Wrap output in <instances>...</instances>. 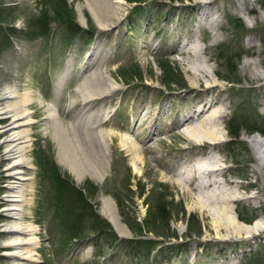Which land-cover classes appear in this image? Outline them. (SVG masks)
Returning a JSON list of instances; mask_svg holds the SVG:
<instances>
[{"label": "rangeland", "instance_id": "1", "mask_svg": "<svg viewBox=\"0 0 264 264\" xmlns=\"http://www.w3.org/2000/svg\"><path fill=\"white\" fill-rule=\"evenodd\" d=\"M63 5L74 12L73 20L57 18L56 9ZM117 10L100 25L86 0H0V88L16 82L32 99L24 219L37 231L29 264H242L264 246V182L249 141L254 134L264 135L243 129L235 139L229 127L232 120L264 119V0H124ZM72 21L89 32L70 35ZM161 64L175 68L180 84L163 83ZM194 67L210 74L200 73L197 81L190 71ZM99 72L119 87L84 100L81 89ZM53 102L58 103L56 122L48 117L47 106ZM206 107L211 114L224 112L214 143L205 133L209 124H200L208 115L198 117ZM89 115L102 122L96 127L104 134L101 141L88 137ZM187 120L193 129L188 137L180 131ZM10 121L0 116V264L12 262L3 229L10 222L4 210L10 160L3 133ZM59 127L71 149L79 140L94 152L104 146L109 167L102 182L88 172L78 180L60 161L54 136ZM43 159L49 164L45 175L38 164ZM52 165L112 226L114 243L91 229L89 217L80 220L78 236L71 234L57 209ZM201 166L223 167L215 185L237 196L229 210L206 198L218 186L201 187V193L188 190L191 182H205ZM161 191L171 216L166 230L177 236L166 239L146 228L136 235L129 223L144 226L148 204L164 197ZM198 194L205 195L204 210L196 202ZM104 196L112 198L128 234L121 235L102 214ZM240 212L256 217L245 222ZM227 217L237 222L229 223ZM257 220L261 229L247 236L244 226ZM191 225L200 233L189 234ZM134 239H151L154 246L134 249Z\"/></svg>", "mask_w": 264, "mask_h": 264}, {"label": "bare ground", "instance_id": "2", "mask_svg": "<svg viewBox=\"0 0 264 264\" xmlns=\"http://www.w3.org/2000/svg\"><path fill=\"white\" fill-rule=\"evenodd\" d=\"M123 1L124 0H86V6H88L92 15L99 22L98 24L103 25L104 21L107 20L110 15L117 14L118 5L123 3ZM196 51V54L200 52L199 49ZM185 52L186 51L183 53L185 54ZM194 68L195 69L190 68V71H192L191 73L197 81L201 80L202 76L200 73H202L204 76L210 74L209 69L203 70L200 69V67ZM102 73L103 72H99V74L94 75L92 80H87L89 82L81 89L84 100L89 101L100 98L119 87L117 82L111 76H107ZM209 86L212 87L214 85L211 84ZM29 94V91L22 92L16 82L7 83L2 88H0V116L11 118L10 123L3 129V133H5L4 142L6 146L4 152L6 157L10 160L6 168L10 180L7 185V193L4 195L7 200L4 210L10 222L6 223L3 227L4 231L9 236L7 242L5 241V246L7 247L6 254L7 256H10L12 260L10 264H29L34 260L35 255V234L37 228L31 223L26 222L24 219V204L27 191L25 185V180L27 179L25 176V170L30 165V159L27 156V148L30 142V130L27 125L32 123L31 111L28 108V103L31 102L32 99L30 98ZM57 104L58 103L53 102L47 106V110L49 112L48 117L53 119L55 122L57 121ZM210 108L211 107H206L204 109L202 108L199 111L198 117L203 118L205 115H208L206 119L200 121V124L202 128L206 127L205 124H209V127L205 129V133H208L207 136L214 143L217 142L218 138H220V136L218 137L216 135V132L221 128L219 120H221L224 116V112L219 110L217 114H211V112L209 113ZM96 118L95 116H88V122L91 131H88L87 134L89 138L95 137L101 141L104 139V134L97 132L96 127L102 122L99 120V118ZM184 124L185 126H183V129L180 130L182 134L186 135L188 132L193 131L189 120H187V123ZM54 136L58 144L60 161L76 175L78 180H82L87 172L99 182L104 180L109 167V161L105 157L106 150L103 148L104 146H102L100 151L94 152L88 147L83 146L79 140V142L76 143L77 145H73L75 146V149H71V147L68 145L69 141L66 137L67 135L60 129V127L59 129H55ZM249 141L251 142L255 151V168L259 170L264 182V137L257 133L252 135L249 138ZM130 145L132 149L137 152H139L141 149L134 141L130 142ZM201 168L203 169L202 166ZM196 170L198 171V169ZM222 171L223 167L221 166H205V168L201 171L203 177L206 179H203L205 182H203V184L191 182L189 183L190 187L188 190L191 192L195 191L196 193H201V187H208L210 185L220 183V180L216 179V176ZM215 191V194L212 193L213 195L209 194L206 196L207 200L210 203L213 202V200L219 201L220 203L225 204L223 208L224 210H229V207L231 206L230 204L234 199L237 198V196L234 195L233 190L228 193L223 191L222 188L218 186L217 190L215 189ZM204 196L205 195H202V197H200L199 195V198L195 197L196 202L199 203L201 210H204L205 208ZM102 214L111 221V223L121 235L128 234V230L120 222L114 202L109 196L103 197ZM227 219L229 220V223L237 222L236 219H232L231 217H227ZM217 226L220 225L216 224V227ZM244 227V231L246 234H248L247 236H249V234L253 232L257 233L261 229V224L259 220H257L252 225Z\"/></svg>", "mask_w": 264, "mask_h": 264}, {"label": "trees", "instance_id": "3", "mask_svg": "<svg viewBox=\"0 0 264 264\" xmlns=\"http://www.w3.org/2000/svg\"><path fill=\"white\" fill-rule=\"evenodd\" d=\"M129 2H138L139 4H142L146 0H128ZM64 7L62 8H57L56 13H57V18L59 20H73L74 18V12L71 14V12H68L67 7L63 5ZM139 7H137V10ZM137 12V11H136ZM129 16V20L131 23H134L135 18H134V13ZM70 17V18H69ZM69 18V19H68ZM241 29H243V26L240 24ZM70 35L73 34H80L81 32H89L87 30L82 29L78 24H75L73 21L70 26ZM73 33V34H72ZM163 67V83L167 85H171V83H179V79L174 75L175 73V68H173L170 65H164L161 64ZM133 74H136V71L132 72ZM134 75V76H135ZM133 76V75H131ZM125 77V76H124ZM126 81H130L132 78L128 79L127 77ZM227 80V79H226ZM243 129H246L248 133H255V132H260L261 134L264 135V119L258 120H244V123L234 121L232 120L231 125L229 127V133L230 135L238 139L241 137L242 133L241 131ZM42 168H43V175L46 174V170L48 168V165L45 160H41L38 163ZM52 174L50 177L53 179L55 182L56 186V202L57 203V209L61 212H63V218H64V223H66L68 230L71 231V234L74 236H78L79 233L81 232V228L79 227L80 220L86 219L87 217L91 218L93 221L91 223V229L95 230L99 237L108 239L107 241L109 242H115L117 240V235L115 232L112 230V226L106 222L104 219H102L96 212H94V209L92 208V205L90 204L89 200L85 195L83 194V191L80 188H77L69 179L67 176H63L60 172L59 169L56 165H52ZM162 194L160 193L159 195H163L164 197H158L156 200V203H149L148 205V213L146 218L144 219V226L141 225L140 223L136 222L135 226L129 223V227L131 230L136 234V235H141L143 234V229L146 228L148 232H153L157 236H162L166 239L172 237V236H177L176 234H169L168 230L170 227V220L171 216L169 214V210H167V205L165 204V191ZM168 213V214H166ZM241 220L245 222H251L252 219L256 217V214L253 215L252 218L242 216L241 212ZM72 218L78 219L79 223H75L74 220L72 221ZM83 218V219H82ZM191 230L200 233L199 230H196L192 225L190 226V232ZM154 241L151 239L148 240H142V239H134L131 241L132 247L138 248V247H143L144 245L146 248L150 249L151 247L154 246ZM112 243V244H113ZM137 251L136 253H138ZM242 264H264V246L261 245L255 252L249 256V258Z\"/></svg>", "mask_w": 264, "mask_h": 264}]
</instances>
